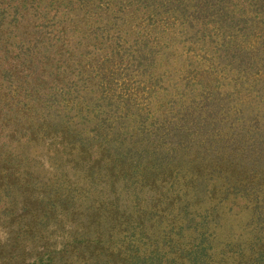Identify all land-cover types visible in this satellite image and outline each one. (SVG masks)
Listing matches in <instances>:
<instances>
[{"label": "rangeland", "instance_id": "374dc122", "mask_svg": "<svg viewBox=\"0 0 264 264\" xmlns=\"http://www.w3.org/2000/svg\"><path fill=\"white\" fill-rule=\"evenodd\" d=\"M132 254L264 264V0H0V264Z\"/></svg>", "mask_w": 264, "mask_h": 264}, {"label": "trees", "instance_id": "16d2710c", "mask_svg": "<svg viewBox=\"0 0 264 264\" xmlns=\"http://www.w3.org/2000/svg\"><path fill=\"white\" fill-rule=\"evenodd\" d=\"M73 143H71V146H73L72 145ZM85 145V144H84ZM70 148H72V147H70ZM40 202L41 203H48V204H51L52 205V202H51V200H50V198H47L46 200H44V199H42V200H40ZM188 221H192V218H189V220ZM133 228H136V225H134V226H132ZM179 233H181V231L179 232ZM201 245V244H200ZM135 250V248L134 249H132V251H134ZM202 252H203V248H201L199 251H197V253H196V255H201L202 254ZM140 256H137V254H132V255H130L129 256V259H127L126 260V262L128 263V264H137V263H139L140 262Z\"/></svg>", "mask_w": 264, "mask_h": 264}]
</instances>
